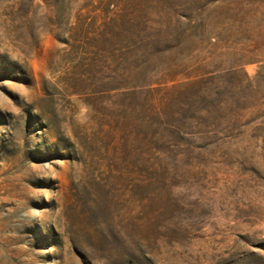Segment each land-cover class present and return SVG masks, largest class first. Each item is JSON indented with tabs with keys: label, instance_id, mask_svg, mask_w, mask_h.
<instances>
[{
	"label": "rangeland",
	"instance_id": "1",
	"mask_svg": "<svg viewBox=\"0 0 264 264\" xmlns=\"http://www.w3.org/2000/svg\"><path fill=\"white\" fill-rule=\"evenodd\" d=\"M0 264H264V0H0Z\"/></svg>",
	"mask_w": 264,
	"mask_h": 264
}]
</instances>
